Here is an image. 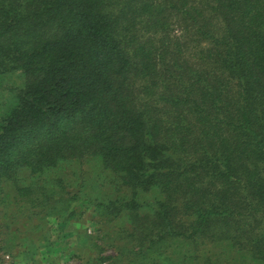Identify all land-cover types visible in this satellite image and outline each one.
<instances>
[{
    "label": "trees",
    "instance_id": "obj_1",
    "mask_svg": "<svg viewBox=\"0 0 264 264\" xmlns=\"http://www.w3.org/2000/svg\"><path fill=\"white\" fill-rule=\"evenodd\" d=\"M15 71L0 188L93 159L132 190L95 204L131 224L110 264H187L182 245L209 243L264 264V0H0Z\"/></svg>",
    "mask_w": 264,
    "mask_h": 264
},
{
    "label": "rangeland",
    "instance_id": "obj_2",
    "mask_svg": "<svg viewBox=\"0 0 264 264\" xmlns=\"http://www.w3.org/2000/svg\"><path fill=\"white\" fill-rule=\"evenodd\" d=\"M23 80L19 71L0 76V115ZM19 177L18 185L5 182L0 188V264H25L27 250L34 254L35 264H110L121 257L117 248L130 239L127 216L95 206L132 196L111 171L90 159L66 162L42 175L23 170ZM24 188L28 191L22 194ZM138 193L143 211H148L157 195ZM75 194L90 203L83 206ZM182 246L187 256L194 255L187 264H254L225 245Z\"/></svg>",
    "mask_w": 264,
    "mask_h": 264
},
{
    "label": "crops",
    "instance_id": "obj_3",
    "mask_svg": "<svg viewBox=\"0 0 264 264\" xmlns=\"http://www.w3.org/2000/svg\"><path fill=\"white\" fill-rule=\"evenodd\" d=\"M26 264V263H25Z\"/></svg>",
    "mask_w": 264,
    "mask_h": 264
}]
</instances>
